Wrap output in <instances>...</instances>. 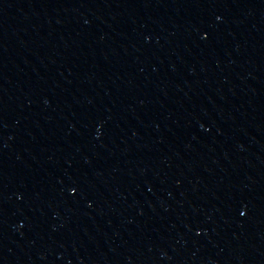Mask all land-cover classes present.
Listing matches in <instances>:
<instances>
[{
  "label": "water",
  "instance_id": "water-1",
  "mask_svg": "<svg viewBox=\"0 0 264 264\" xmlns=\"http://www.w3.org/2000/svg\"><path fill=\"white\" fill-rule=\"evenodd\" d=\"M0 264H264V0H0Z\"/></svg>",
  "mask_w": 264,
  "mask_h": 264
},
{
  "label": "snow or ice",
  "instance_id": "snow-or-ice-1",
  "mask_svg": "<svg viewBox=\"0 0 264 264\" xmlns=\"http://www.w3.org/2000/svg\"><path fill=\"white\" fill-rule=\"evenodd\" d=\"M76 190L75 189H73V192H75ZM243 214V213H242Z\"/></svg>",
  "mask_w": 264,
  "mask_h": 264
}]
</instances>
